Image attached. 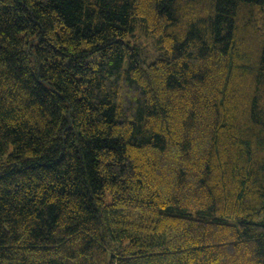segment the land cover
<instances>
[{
	"label": "trees",
	"instance_id": "16d2710c",
	"mask_svg": "<svg viewBox=\"0 0 264 264\" xmlns=\"http://www.w3.org/2000/svg\"><path fill=\"white\" fill-rule=\"evenodd\" d=\"M0 264H264V0H0Z\"/></svg>",
	"mask_w": 264,
	"mask_h": 264
}]
</instances>
